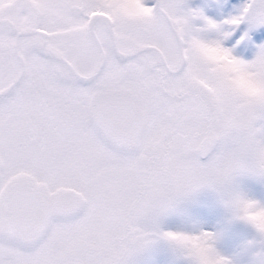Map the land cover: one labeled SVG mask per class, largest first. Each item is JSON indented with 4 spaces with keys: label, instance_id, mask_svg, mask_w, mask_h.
Listing matches in <instances>:
<instances>
[{
    "label": "snow or ice",
    "instance_id": "1",
    "mask_svg": "<svg viewBox=\"0 0 264 264\" xmlns=\"http://www.w3.org/2000/svg\"><path fill=\"white\" fill-rule=\"evenodd\" d=\"M228 7L0 0V264H134L156 238L200 264L177 236L230 264L212 234L157 223L200 187L264 179V98L225 90L197 51L218 48L264 84V35H251L264 0Z\"/></svg>",
    "mask_w": 264,
    "mask_h": 264
},
{
    "label": "rangeland",
    "instance_id": "2",
    "mask_svg": "<svg viewBox=\"0 0 264 264\" xmlns=\"http://www.w3.org/2000/svg\"><path fill=\"white\" fill-rule=\"evenodd\" d=\"M227 0L228 9L240 5L244 0ZM206 0L188 3L190 7H201ZM205 14L219 19L213 9ZM256 44L261 43L264 28L251 34ZM254 49L240 54L242 59H252ZM235 192L245 199L264 205V179L248 173L236 175L230 184L224 187L204 186L179 198L171 208L158 218L160 232L183 234L210 233L213 235V248L216 253L230 264H255L264 253V238L248 224L237 219L225 206L224 194ZM134 264H186L185 256L168 241L156 238L142 253L134 258Z\"/></svg>",
    "mask_w": 264,
    "mask_h": 264
},
{
    "label": "clouds",
    "instance_id": "3",
    "mask_svg": "<svg viewBox=\"0 0 264 264\" xmlns=\"http://www.w3.org/2000/svg\"><path fill=\"white\" fill-rule=\"evenodd\" d=\"M133 12L140 13L135 8V0H129ZM199 55L208 63L213 75L227 91L245 100H260L264 98V84L254 73L245 70L237 61L218 48L199 46ZM233 200L234 205L229 210L234 216H242L254 230L264 228V209L257 207L247 199H236V193H225L224 201ZM174 244L184 247L195 256L200 264H216V258L211 256L203 241L196 236H177L169 238Z\"/></svg>",
    "mask_w": 264,
    "mask_h": 264
}]
</instances>
